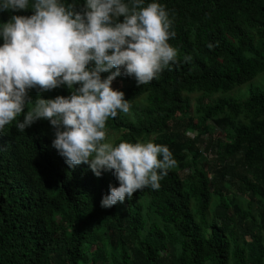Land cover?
<instances>
[{
  "label": "trees",
  "instance_id": "16d2710c",
  "mask_svg": "<svg viewBox=\"0 0 264 264\" xmlns=\"http://www.w3.org/2000/svg\"><path fill=\"white\" fill-rule=\"evenodd\" d=\"M60 2L79 9L85 0ZM151 2L173 20L177 61L145 85L118 76L113 87L131 110L110 118L106 132L114 145H166L177 166L158 190L103 208L110 186H119L113 172L97 177L88 164L69 167L52 146L49 121L19 132L17 117L0 133V264H264V85L245 100L224 96L264 74V0L144 6ZM33 14L0 12V24ZM28 95L35 101L71 90ZM211 132L219 135L203 150Z\"/></svg>",
  "mask_w": 264,
  "mask_h": 264
},
{
  "label": "clouds",
  "instance_id": "9594fccd",
  "mask_svg": "<svg viewBox=\"0 0 264 264\" xmlns=\"http://www.w3.org/2000/svg\"><path fill=\"white\" fill-rule=\"evenodd\" d=\"M28 8L33 15H13L0 24V133L21 115L19 132L49 121L55 130L52 146L69 167L88 164L97 177L103 170L113 172L119 186H110L103 208L131 200L146 187L158 190L177 166L169 148L154 142L114 145L106 127L110 118L131 110L125 93L113 87L118 76L145 85L177 61L178 51L169 43L176 35L173 20L164 5L85 0L78 9L60 0L31 5L30 0H0V12ZM105 72L111 74L103 78ZM62 85L71 95L29 98L30 89L47 92Z\"/></svg>",
  "mask_w": 264,
  "mask_h": 264
},
{
  "label": "rangeland",
  "instance_id": "374dc122",
  "mask_svg": "<svg viewBox=\"0 0 264 264\" xmlns=\"http://www.w3.org/2000/svg\"><path fill=\"white\" fill-rule=\"evenodd\" d=\"M261 85H264V74L258 76L252 82L247 83L244 86L238 88L237 90H235V91H233V92H231V93H229L227 95H224V96L225 97H231V98H234V99H237V100H245V99L249 98V96H250V88L261 86ZM218 135H219V133L211 132L209 135L201 138V140L203 139L202 141H204V143L202 144V146H203L202 149L204 150L205 145L209 144L208 143L209 140L217 139ZM111 136H112V138L110 139V142H113L114 141V135H112V133L109 131L107 133L108 139ZM196 137H197V134H193V133H187L186 134V138L188 140H191V141H194Z\"/></svg>",
  "mask_w": 264,
  "mask_h": 264
},
{
  "label": "built area",
  "instance_id": "2783aa9c",
  "mask_svg": "<svg viewBox=\"0 0 264 264\" xmlns=\"http://www.w3.org/2000/svg\"><path fill=\"white\" fill-rule=\"evenodd\" d=\"M207 156V155H206Z\"/></svg>",
  "mask_w": 264,
  "mask_h": 264
}]
</instances>
